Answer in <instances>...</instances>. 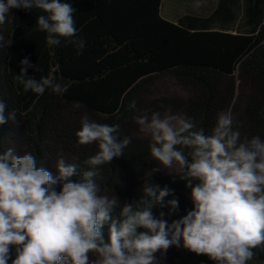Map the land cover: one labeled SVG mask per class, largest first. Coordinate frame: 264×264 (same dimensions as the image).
Wrapping results in <instances>:
<instances>
[{
    "label": "trees",
    "instance_id": "trees-1",
    "mask_svg": "<svg viewBox=\"0 0 264 264\" xmlns=\"http://www.w3.org/2000/svg\"><path fill=\"white\" fill-rule=\"evenodd\" d=\"M61 2L76 9L77 35L71 39L85 42L81 54L66 38H60L58 46L47 43V33L36 24L44 14L38 9H13L0 25V34L13 41L0 48V100L6 116L16 113L15 121L0 125V152L6 151L3 144L15 141L22 151L36 156L38 166L63 158L78 165L72 179L79 180L90 170L86 161L98 151L96 143H78L75 134L81 120L87 116L97 123L119 125L120 138L127 137L130 144L123 156L98 166L95 177L101 194L118 199L113 216H119L125 204L139 201L145 184L154 183L174 190V196L153 208L154 216L164 212L166 218H181L193 207L191 190L176 172L146 175L152 141L136 133L140 126L136 118L170 109L211 134L218 116L231 109L233 130H239L242 139L258 135L264 140V0H243L236 32L214 29L216 14L168 20L161 15L162 0ZM26 57L41 69L28 68L27 76L51 77L63 91L25 92L14 77ZM165 75L176 78L188 94L158 95L153 88ZM132 101L135 108L129 107ZM174 197L179 208L169 216L167 201ZM103 232L107 239L108 225ZM169 249L188 254L183 247ZM254 252L248 264H264V244ZM198 257L202 264H212L206 256Z\"/></svg>",
    "mask_w": 264,
    "mask_h": 264
},
{
    "label": "clouds",
    "instance_id": "clouds-1",
    "mask_svg": "<svg viewBox=\"0 0 264 264\" xmlns=\"http://www.w3.org/2000/svg\"><path fill=\"white\" fill-rule=\"evenodd\" d=\"M13 9L40 10L44 14L36 24L47 33V43L58 46L66 38L81 54L85 42L71 39L77 29L70 2L0 0V25ZM12 43L0 34V48ZM20 64L14 79L25 92L63 91L51 77L27 76L28 68L41 71L27 57ZM129 107L135 108L136 102ZM5 108L0 100V125L16 119L15 110L6 116ZM136 122L151 138L153 160L165 169L175 166L191 190L192 209L171 223L164 212L154 216L153 208L174 196V190L147 183L141 199L125 204L114 217L118 199L100 194L96 169L123 156L130 140L120 138L119 125L85 116L75 135L80 145L96 143L98 151L86 161L90 170L79 180L72 179L78 165L63 158L57 160L58 175L53 176L38 166L32 153L18 155L12 148L0 152V264H156V253L164 255L172 246L206 256L212 264H248L254 258V249L264 244V140L258 135L242 139L228 114L218 116L211 134L170 109L163 116L141 115ZM167 205L171 216L179 201L174 197Z\"/></svg>",
    "mask_w": 264,
    "mask_h": 264
},
{
    "label": "crops",
    "instance_id": "crops-1",
    "mask_svg": "<svg viewBox=\"0 0 264 264\" xmlns=\"http://www.w3.org/2000/svg\"><path fill=\"white\" fill-rule=\"evenodd\" d=\"M212 14L217 15L214 29L236 32L243 14V0H162L161 3V15L174 22L184 16L206 18Z\"/></svg>",
    "mask_w": 264,
    "mask_h": 264
},
{
    "label": "rangeland",
    "instance_id": "rangeland-1",
    "mask_svg": "<svg viewBox=\"0 0 264 264\" xmlns=\"http://www.w3.org/2000/svg\"><path fill=\"white\" fill-rule=\"evenodd\" d=\"M238 26H241V24H239ZM237 75H238V72H237ZM153 90L157 91L158 95L178 94L179 96L184 97L185 95L188 94V91L179 84L178 80L176 78H173L170 75L160 76L159 81L156 83ZM156 112H159L163 116L167 112V110H160V111H156ZM156 112H154V113H156ZM171 113L176 114L174 112H171ZM224 114H228L232 118L234 117V112L231 109L227 110ZM151 115H149V117H151ZM136 133L138 135H141V136H149V135L140 131V126H139V128H137ZM8 148H12L14 150V152L18 155H22L25 153L24 151H22V149H20L19 144L16 143L15 141H8L6 144H3L4 150H7ZM55 165L56 164L53 161L47 160L42 165V167L51 171L53 176H56V175H58V172L55 168ZM154 168L160 169L159 171L154 172V173H158V174H166V173H175L176 172L175 166L172 169H165L161 165H159V163L157 161L153 160V158H150L148 170L151 171ZM129 180H138V179L132 178ZM55 188L57 191L60 190V187H58L57 185H55ZM101 195H103V194H101ZM106 196H109V195H106ZM164 219H166L169 223H171L172 220H175L173 218H166V217H164ZM90 255H94V254H90ZM9 264H10V262H9ZM156 264H202V261L200 260L198 255L191 253L189 251H188V254L184 251H182V252L178 251V254H174L170 249H168L164 255H161L159 252L156 253Z\"/></svg>",
    "mask_w": 264,
    "mask_h": 264
}]
</instances>
